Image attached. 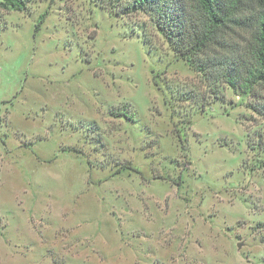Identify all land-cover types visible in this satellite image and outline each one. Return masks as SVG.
Instances as JSON below:
<instances>
[{
  "label": "rangeland",
  "instance_id": "1",
  "mask_svg": "<svg viewBox=\"0 0 264 264\" xmlns=\"http://www.w3.org/2000/svg\"><path fill=\"white\" fill-rule=\"evenodd\" d=\"M146 1L0 0V264H264L256 9Z\"/></svg>",
  "mask_w": 264,
  "mask_h": 264
},
{
  "label": "trees",
  "instance_id": "2",
  "mask_svg": "<svg viewBox=\"0 0 264 264\" xmlns=\"http://www.w3.org/2000/svg\"><path fill=\"white\" fill-rule=\"evenodd\" d=\"M147 2L136 0L135 5L142 8ZM186 2L187 11L191 16L188 20L187 39L193 55L211 48L218 34L228 28L230 23L235 22L237 14L247 6L251 5L256 9L252 31L245 44V52L242 54L248 56L251 62L250 67L246 69L244 76L234 81H240L244 88H248L252 83L264 82V0H186ZM156 8V13L153 15L154 21L157 26H164L160 22L163 19L162 7ZM162 28L168 36L171 25ZM240 68H243L242 65L238 67V70Z\"/></svg>",
  "mask_w": 264,
  "mask_h": 264
}]
</instances>
